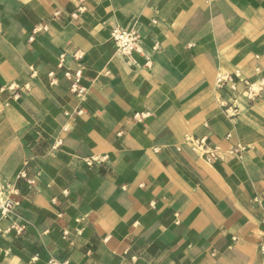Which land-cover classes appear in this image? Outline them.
Segmentation results:
<instances>
[{
    "label": "crops",
    "instance_id": "crops-1",
    "mask_svg": "<svg viewBox=\"0 0 264 264\" xmlns=\"http://www.w3.org/2000/svg\"><path fill=\"white\" fill-rule=\"evenodd\" d=\"M235 73L264 77V0H0V180L25 227L0 214V264H261L264 92L227 113Z\"/></svg>",
    "mask_w": 264,
    "mask_h": 264
},
{
    "label": "built area",
    "instance_id": "built-area-1",
    "mask_svg": "<svg viewBox=\"0 0 264 264\" xmlns=\"http://www.w3.org/2000/svg\"><path fill=\"white\" fill-rule=\"evenodd\" d=\"M112 40L116 45L118 53L127 58L134 52L140 51L142 46V39L135 27H118L114 29L112 31ZM73 57L77 60L82 56L80 52H77ZM65 58V55L60 57L58 65L60 69L64 68ZM64 76L72 83L71 91L78 97H83L85 90L80 87L82 72L77 71L72 73L71 71H66ZM49 77L52 79L51 85H54L56 82L54 73H51ZM216 86L219 91H226L230 94L231 100L228 102L222 101L221 105L223 107H228L227 113L232 111V116H235V113L239 112L241 109L250 108L262 97V93L264 92V77L252 82L241 76L240 73H235L234 75L220 77L216 82ZM241 87L243 88L242 90ZM137 117L138 116H136V118ZM193 143L195 148L202 152L203 158L207 163L212 164L220 159L218 148L212 147L207 139H195ZM241 151H243V148L238 147L233 153H240ZM105 161L106 157L99 160V162L102 163ZM94 162H98V160L87 161V165L91 166ZM19 178H26V176L21 174ZM28 183L32 184L31 181ZM17 195L18 191L12 187L9 182L0 180V214L3 219L12 223V229L23 232L25 227L16 224L17 209L20 205L19 201L15 198ZM64 235L67 236L68 232H65ZM258 250L261 257V264H264V232L258 243ZM51 264L56 263L51 261Z\"/></svg>",
    "mask_w": 264,
    "mask_h": 264
}]
</instances>
